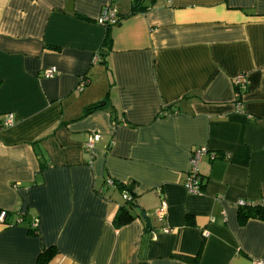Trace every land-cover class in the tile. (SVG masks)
<instances>
[{
	"label": "crops",
	"instance_id": "1",
	"mask_svg": "<svg viewBox=\"0 0 264 264\" xmlns=\"http://www.w3.org/2000/svg\"><path fill=\"white\" fill-rule=\"evenodd\" d=\"M108 2L0 0V264L264 260V221L236 206L264 199V0H112L102 26ZM108 180L136 196L119 228Z\"/></svg>",
	"mask_w": 264,
	"mask_h": 264
},
{
	"label": "built area",
	"instance_id": "2",
	"mask_svg": "<svg viewBox=\"0 0 264 264\" xmlns=\"http://www.w3.org/2000/svg\"><path fill=\"white\" fill-rule=\"evenodd\" d=\"M109 2L104 5L99 13V16L96 19V22L99 25L102 26H110L117 22L118 19V12L114 5H112V0H108ZM55 69L53 67L45 69L43 71L44 77H52L54 75ZM236 87L238 88H245L246 84V77L244 74H240L235 79ZM81 86H83V81L80 83ZM14 123V116L13 114H6L2 125L4 126H11ZM101 139V135L98 133H93L89 136L88 140L85 143V147L87 149H91L94 147V145ZM207 152L206 148L204 146L201 147H195L191 149L189 160H188V169L186 172V177L184 181V187L189 193H199L201 192V189L204 184V179L199 173L198 170V163L201 159V157ZM108 184H112L113 182L111 180L107 181ZM125 198V196H123ZM262 204H264V199L260 201ZM257 202H246L243 200H239L236 202V206L239 207H245V206H252ZM164 209L165 204L163 203L162 206L157 210V214L162 217L164 215ZM7 217V211L6 210H0V222H4ZM17 221H21V217L19 216L17 218ZM32 229H35L37 227V222H33L31 224ZM251 264H264V260H254Z\"/></svg>",
	"mask_w": 264,
	"mask_h": 264
},
{
	"label": "trees",
	"instance_id": "3",
	"mask_svg": "<svg viewBox=\"0 0 264 264\" xmlns=\"http://www.w3.org/2000/svg\"><path fill=\"white\" fill-rule=\"evenodd\" d=\"M104 41H105L104 46L108 47L110 44L109 37H106ZM86 79L87 78L82 79L84 85L87 84ZM211 158H215V155L211 154ZM111 181L113 182L112 183L113 185H116L118 188H120L121 191L123 190V196H125V198L123 197L124 198L123 204H121L118 207L114 215V218L112 220L114 227L119 228L132 221L136 217V215H138L135 212L137 207L136 196L133 192L132 184H122L119 182H114L113 180ZM238 209H239V218L241 222H244L248 218H256L264 221V204H262L260 201L252 206L239 207ZM54 254H55V249L50 247L49 249L45 250L39 255L37 263L38 264L47 263L53 257Z\"/></svg>",
	"mask_w": 264,
	"mask_h": 264
},
{
	"label": "water",
	"instance_id": "4",
	"mask_svg": "<svg viewBox=\"0 0 264 264\" xmlns=\"http://www.w3.org/2000/svg\"><path fill=\"white\" fill-rule=\"evenodd\" d=\"M155 0H150V2L151 3H153ZM101 104H103V103H101ZM142 217L144 218V220L146 221V224L148 225V226H150V220L148 219V217L143 213L142 214Z\"/></svg>",
	"mask_w": 264,
	"mask_h": 264
}]
</instances>
